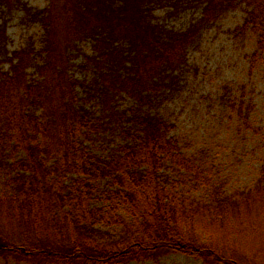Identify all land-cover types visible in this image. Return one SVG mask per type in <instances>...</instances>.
<instances>
[{
  "label": "trees",
  "instance_id": "16d2710c",
  "mask_svg": "<svg viewBox=\"0 0 264 264\" xmlns=\"http://www.w3.org/2000/svg\"><path fill=\"white\" fill-rule=\"evenodd\" d=\"M162 1L50 0L31 12L41 49L11 56L0 24V59L9 64L0 66V256L125 264L176 253L262 264L253 235L264 221V156L254 187L227 193L153 109L186 50L226 11L245 5L238 30L252 32L263 52L264 0H195L201 16L179 32L150 20V5ZM83 38L93 54L78 66L92 75L78 80L70 51ZM104 131L116 142L98 156L87 144Z\"/></svg>",
  "mask_w": 264,
  "mask_h": 264
},
{
  "label": "rangeland",
  "instance_id": "374dc122",
  "mask_svg": "<svg viewBox=\"0 0 264 264\" xmlns=\"http://www.w3.org/2000/svg\"><path fill=\"white\" fill-rule=\"evenodd\" d=\"M49 1L1 3L0 24L4 28L7 56L29 44L34 50L41 49L42 25L32 19L31 12L45 9ZM150 8L152 22L177 32L195 24L201 16V7L195 0H163ZM246 9L245 5H238L201 30L196 42L186 50L185 64L174 71L172 77L175 78L167 82L153 109L174 124L170 135L181 150L198 160L214 184L223 183L227 193L253 188L264 156V51L257 50L252 32L238 30ZM56 11L59 14L60 7ZM255 52L259 56H253ZM92 54L91 42L86 38L79 40L76 48L70 51L71 73L78 80L92 75L90 68L78 66L84 56ZM0 66L6 70L9 64L2 59ZM28 74L36 77L32 69ZM129 101L122 96L118 104L124 108ZM90 104L97 108L95 101ZM115 142L116 136L106 135L104 131L87 146L95 155L105 156L108 147ZM256 228L255 246L264 247V221ZM247 248L249 253L255 252L251 246ZM261 249L253 258L264 264V249ZM0 264L25 263L1 255ZM125 264L203 263L200 259L175 253L157 260Z\"/></svg>",
  "mask_w": 264,
  "mask_h": 264
}]
</instances>
